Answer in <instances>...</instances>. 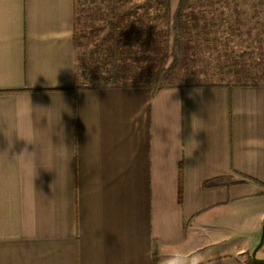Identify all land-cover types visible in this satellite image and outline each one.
Wrapping results in <instances>:
<instances>
[{
	"label": "crops",
	"instance_id": "0c3cea01",
	"mask_svg": "<svg viewBox=\"0 0 264 264\" xmlns=\"http://www.w3.org/2000/svg\"><path fill=\"white\" fill-rule=\"evenodd\" d=\"M75 20L0 0V264H264V84L79 86Z\"/></svg>",
	"mask_w": 264,
	"mask_h": 264
},
{
	"label": "rangeland",
	"instance_id": "374dc122",
	"mask_svg": "<svg viewBox=\"0 0 264 264\" xmlns=\"http://www.w3.org/2000/svg\"><path fill=\"white\" fill-rule=\"evenodd\" d=\"M162 1L75 0L77 84L109 86L113 81L105 77L114 60L151 87L264 84V0H188L180 40L173 30L179 0H169L170 14L155 10ZM116 4L149 8L142 33L133 31L138 14L132 13L111 28L108 15Z\"/></svg>",
	"mask_w": 264,
	"mask_h": 264
},
{
	"label": "trees",
	"instance_id": "16d2710c",
	"mask_svg": "<svg viewBox=\"0 0 264 264\" xmlns=\"http://www.w3.org/2000/svg\"><path fill=\"white\" fill-rule=\"evenodd\" d=\"M188 0H179V5L175 12L173 13V19H174V24H173V30H174V36L176 40H180L183 37V15L184 11L187 7ZM147 5V4H146ZM116 8H112L110 14L108 15V21L111 25V28L115 27V21L119 18H122L125 14L127 13H132L133 15L138 14L134 17V21H132V25L134 27V32L136 35L142 33L143 31V26L145 25V20H144V14L149 11V8L143 7L142 4H136L132 7L134 8H128V9H118L117 4L115 5ZM118 9V10H117ZM156 11H163L166 14H170L171 8H170V1L169 0H163L160 2V5L155 8ZM76 25V23H75ZM77 33H76V26H75V39H76ZM117 44V42H115ZM121 43V39L119 38V44ZM115 45H112L113 50H115L116 47ZM118 45V44H117ZM124 50V49H123ZM109 74L107 77L110 80L113 81L112 84L114 86H138V85H147L148 84H143L142 82H138L137 76L138 73L134 69L130 67H123L122 65L118 64L116 60L113 61L111 65V70H108ZM77 76V72H76ZM109 80V81H110ZM109 83H106V86ZM156 86L153 87L154 89H157V84ZM162 87V86H160ZM225 178H218L215 180H212L208 183V185H215L221 182ZM257 261V260H255ZM258 262V261H257Z\"/></svg>",
	"mask_w": 264,
	"mask_h": 264
},
{
	"label": "clouds",
	"instance_id": "9594fccd",
	"mask_svg": "<svg viewBox=\"0 0 264 264\" xmlns=\"http://www.w3.org/2000/svg\"><path fill=\"white\" fill-rule=\"evenodd\" d=\"M18 157H20L19 163L21 165V167L24 168H31L33 167V160L30 158L32 156V153H29L27 148L25 147V149L22 151V153L20 155H17ZM201 257H194L192 264H201ZM166 264H183V260H181L178 257H170L167 261Z\"/></svg>",
	"mask_w": 264,
	"mask_h": 264
},
{
	"label": "water",
	"instance_id": "95a60500",
	"mask_svg": "<svg viewBox=\"0 0 264 264\" xmlns=\"http://www.w3.org/2000/svg\"><path fill=\"white\" fill-rule=\"evenodd\" d=\"M263 244H264V222H263V225H262V232H261L260 241L258 242V244L256 245V247L252 251V257H253V259H255L257 261H264V259H261V258H258L257 257V251L262 247Z\"/></svg>",
	"mask_w": 264,
	"mask_h": 264
}]
</instances>
